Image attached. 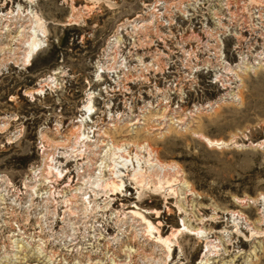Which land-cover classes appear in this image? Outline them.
<instances>
[{"label":"rangeland","instance_id":"1","mask_svg":"<svg viewBox=\"0 0 264 264\" xmlns=\"http://www.w3.org/2000/svg\"><path fill=\"white\" fill-rule=\"evenodd\" d=\"M0 264H264V0H0Z\"/></svg>","mask_w":264,"mask_h":264},{"label":"bare ground","instance_id":"2","mask_svg":"<svg viewBox=\"0 0 264 264\" xmlns=\"http://www.w3.org/2000/svg\"><path fill=\"white\" fill-rule=\"evenodd\" d=\"M21 31V30H20ZM23 29H22V33H23ZM29 32V40H27V46L25 48V54H24V65L28 66L30 65L31 63V60L33 58V56L40 50L41 46H40V39H37L36 36H39L37 33H36V30L34 31L33 28L31 27V29L28 31ZM44 33V32H42ZM16 52V51H15ZM13 51V53H15ZM14 55V54H13ZM17 58V57H16ZM102 72V71H101ZM35 93H39V90L37 89L36 91H34ZM89 110V106L88 104H84L83 106V109H81V111L83 112L81 118L79 120H75V122L73 124H78V123H83L82 121L86 119L85 115H86V111ZM80 125V124H79ZM78 127V126H77ZM206 141L208 143H216V142H213L209 139H206ZM154 164H156L154 162ZM162 165V164H161ZM160 165V166H161ZM160 166H157V167H160ZM162 167H167V166H164L162 165ZM168 168V167H167ZM164 169V168H162ZM120 174V173H119ZM124 175V174H123ZM120 176V175H119ZM118 176V177H119ZM118 179V178H117ZM117 181V180H116ZM119 182L118 183H113L112 186H113V189L114 190H121L122 187H123V183L121 182V180H118ZM134 214L139 217L141 219V221L143 223L146 224L147 228L148 229H153L154 227L152 226V224L145 218V216L143 215H140L139 213H135ZM183 226V230L185 232H188L190 234H197V236L199 235L200 237H204V232H202L201 230H193V229H190L188 228L187 226H184V224L182 225ZM181 228L180 226L176 229V232L180 231ZM156 241L157 242H164V244H168L166 239L164 238H161L159 235L156 237Z\"/></svg>","mask_w":264,"mask_h":264}]
</instances>
